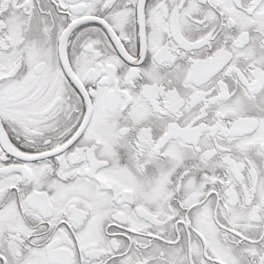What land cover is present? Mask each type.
I'll use <instances>...</instances> for the list:
<instances>
[{"label":"snow or ice","instance_id":"snow-or-ice-1","mask_svg":"<svg viewBox=\"0 0 264 264\" xmlns=\"http://www.w3.org/2000/svg\"><path fill=\"white\" fill-rule=\"evenodd\" d=\"M0 264H264V0H0Z\"/></svg>","mask_w":264,"mask_h":264}]
</instances>
